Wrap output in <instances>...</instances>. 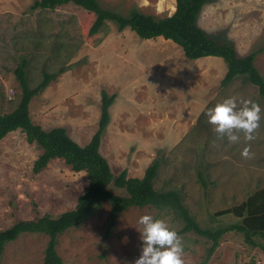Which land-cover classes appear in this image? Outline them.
I'll list each match as a JSON object with an SVG mask.
<instances>
[{
    "label": "rangeland",
    "instance_id": "1",
    "mask_svg": "<svg viewBox=\"0 0 264 264\" xmlns=\"http://www.w3.org/2000/svg\"><path fill=\"white\" fill-rule=\"evenodd\" d=\"M98 1L124 15L137 8L158 17L175 9V0ZM33 2L0 0V112L11 111L20 98L14 69L23 59L31 86L43 71L59 72L31 98L32 120L46 129L65 127L81 145L97 128L102 91L114 94L100 143L112 172L126 169L127 176L140 177L158 159L155 187L180 192L200 225L233 221L230 215L211 214L264 187V97L257 86L242 76L221 85L227 71L222 57L189 59L170 39H142L128 27L118 30L112 21L91 34L92 12L74 3L32 9ZM197 24L217 41L231 43L240 56L255 53L253 64L264 77V0H207ZM231 96L251 99L262 108L251 159L240 154L246 146L242 134L238 144L221 142L204 115ZM40 152L19 129L0 139V229L17 220L72 209L87 188L85 171L72 170L62 159H52L34 173L33 162ZM109 210L110 204L103 201L58 237L56 250L63 264H134L142 246L138 220L145 214L165 220L177 231L185 264H264L260 251L239 233H225L204 262L207 240L192 231L181 232L182 223L171 212L129 207L108 230ZM47 241L45 233H22L4 246L0 264H41Z\"/></svg>",
    "mask_w": 264,
    "mask_h": 264
},
{
    "label": "trees",
    "instance_id": "2",
    "mask_svg": "<svg viewBox=\"0 0 264 264\" xmlns=\"http://www.w3.org/2000/svg\"><path fill=\"white\" fill-rule=\"evenodd\" d=\"M207 0H175V9L169 15L154 16L131 9L124 15L103 8L98 0H34L32 9H54L74 3L95 14L89 30L94 33L105 21H112L118 30L128 27L142 39L163 37L177 43L189 59L204 56H219L227 64L221 85H227L238 76L257 86L258 94L264 97V77L253 64L255 53L238 55L228 41L219 42L197 24L200 10ZM62 72V71H61ZM59 73V72H58ZM57 72L43 71L40 80L31 86L23 59L14 69L21 89L20 98L9 112H0V139L14 130L25 133L28 143H34L41 152L33 162L32 171L38 173L52 159H62L74 171H85L88 186L77 198L76 205L57 215L42 214L30 220H17L0 229V252L4 246L22 233H45L48 235L44 258L41 264H63L56 250L58 237L68 228L77 226L93 213L103 201L110 204L109 229L116 217L129 207L151 206L171 212L182 223L181 232H194L207 240L204 262L220 244L221 237L228 232L242 235L243 241L257 248L264 258V187L249 193L241 202L220 209L211 216L230 215L233 221L215 227L202 226L184 204L183 196L175 189H158L154 185L160 161L154 159L140 177L127 176L126 169L114 174L105 156L100 152V143L110 121L109 107L115 95L105 90L101 93L100 115L95 132L86 144H79L63 126L49 129L35 123L30 115L29 102L56 79ZM202 185H206L201 172ZM112 187L122 190L115 192Z\"/></svg>",
    "mask_w": 264,
    "mask_h": 264
},
{
    "label": "clouds",
    "instance_id": "3",
    "mask_svg": "<svg viewBox=\"0 0 264 264\" xmlns=\"http://www.w3.org/2000/svg\"><path fill=\"white\" fill-rule=\"evenodd\" d=\"M262 108L259 103L243 97L231 96L206 110L207 123L213 127L216 139L229 144L241 142L244 159H251V143L261 127ZM142 226L140 233L141 254L134 264H185L184 245L177 231L171 229L163 219L152 215H142L138 220Z\"/></svg>",
    "mask_w": 264,
    "mask_h": 264
},
{
    "label": "crops",
    "instance_id": "4",
    "mask_svg": "<svg viewBox=\"0 0 264 264\" xmlns=\"http://www.w3.org/2000/svg\"><path fill=\"white\" fill-rule=\"evenodd\" d=\"M202 109V108H201Z\"/></svg>",
    "mask_w": 264,
    "mask_h": 264
}]
</instances>
